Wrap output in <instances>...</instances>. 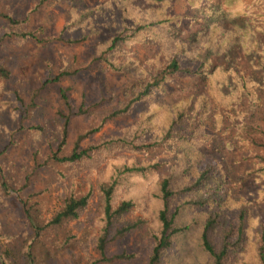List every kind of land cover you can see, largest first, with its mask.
<instances>
[{
  "label": "trees",
  "instance_id": "1",
  "mask_svg": "<svg viewBox=\"0 0 264 264\" xmlns=\"http://www.w3.org/2000/svg\"><path fill=\"white\" fill-rule=\"evenodd\" d=\"M68 1L77 8L74 0ZM127 1L126 7L129 5V8L120 10L122 23L119 29L108 40L97 44L90 62L62 69L46 79L43 86L74 76L95 63L114 73L120 71L124 65L119 64L118 55L126 53L127 47L134 42H149L153 50L149 66L138 67L141 74L126 78L123 86L127 90V98L108 108H103L110 103L107 97L102 96L91 104L84 100L77 104L71 100L68 89L60 87L59 122L54 125L58 137L49 139L54 143L49 141L46 154L40 159L35 158L34 162L36 168H56L64 178L67 175L58 170V166L78 174L91 167L97 159L113 152L130 151L142 155L143 159L108 161L104 176L94 182L86 177V190L81 185L70 183L64 187L59 206L49 217L43 216L35 204L25 202L21 249L16 254L5 251L0 264H38L37 250L44 248L56 255L58 251L68 252V264H106L115 259H126L124 253L110 255L108 245L141 228L143 220L128 221L126 214L136 204H144L146 198L155 204L158 224V233L153 236L146 264H162L163 254L171 248L175 234L191 223L196 224L205 253L202 264H264V223L246 211H233L234 200L227 192L228 179L221 162L213 160L200 164L196 158L180 163L179 167L168 168L167 162L160 158L163 153H173L174 147L179 145L197 148L201 154L204 153L197 142V135L207 119L212 100L217 99L215 92H221L217 76L226 73L219 66L210 68L211 56L226 52L236 43H240L245 52H252L254 44L247 43L252 33L250 29L240 31V26L227 28L223 24L227 18L247 14L248 7L244 0H221L215 4L214 0H187L190 10L201 15L202 25L182 39L178 30L184 16L172 12L171 0H145L140 3L144 6L139 7L132 0ZM115 4L118 5L117 2ZM22 22L5 11L0 0V44L8 37L36 38L34 31L20 28ZM254 62L264 68L261 57H255ZM127 63L134 62L127 58ZM195 74L205 75L208 91L196 96L193 103L191 96L172 102L161 97L165 83L179 76ZM9 75V67L0 63V82ZM236 83L241 93L235 101H241L251 109L259 106L249 85L245 81L237 80ZM251 93L252 98L249 97ZM12 95L13 110L29 119L36 107L35 96L26 99L17 90ZM141 104H146V108L132 128L120 136L82 144L107 121L125 115ZM235 106L221 104L224 126L241 131L250 144L264 151V115H261L264 112L255 113L253 110L245 122L248 108L241 111ZM76 117H92L95 124L78 133L69 147L71 124ZM218 118L222 119V116L217 115ZM33 128L40 133L45 130L40 125ZM36 154L35 157L38 156ZM258 162L261 165L255 172L264 177V157L259 155ZM4 186L6 193L9 183ZM94 197L97 211L92 216L90 205ZM83 215L87 221L89 218L90 226L96 228L90 239L93 253L75 251L82 239L73 231L72 222H81ZM185 215L187 223L178 227Z\"/></svg>",
  "mask_w": 264,
  "mask_h": 264
},
{
  "label": "rangeland",
  "instance_id": "2",
  "mask_svg": "<svg viewBox=\"0 0 264 264\" xmlns=\"http://www.w3.org/2000/svg\"><path fill=\"white\" fill-rule=\"evenodd\" d=\"M135 6H144L145 0H132ZM131 1V2H132ZM221 0H214V4ZM77 8L68 0H2L4 10L13 18L23 20L20 28L35 32L36 38H6L0 44V63L9 67L10 75L0 82V260L6 252L17 253L22 245V232L25 226L24 203L35 204L42 215L49 217L58 208L64 187L70 183L81 185L86 190V177L94 182L104 176L108 161L135 159L141 161L142 155L130 151L110 153L99 158L95 163L78 174L58 166V170L67 175L61 178L56 168L35 167V158H41L48 151L50 138H57L54 125L59 122L57 111L61 107L58 101L59 88H67L75 103L82 100L91 104L102 96L110 102L103 106L123 102L127 90L123 84L126 78L141 74L138 67H148V60L153 50L147 41L134 42L126 53L118 55L122 70L111 72L102 64L95 63L87 70L59 82L47 83L46 79L72 64H87L95 54L98 43L108 40L119 29L122 9L127 0H74ZM117 2L118 5L115 4ZM248 7L247 14L227 18L223 24L227 28L240 26L241 30L252 31L247 43H253L252 52H245L240 43L232 45L226 52L211 56L210 68L220 67L225 74H219L218 88L215 92L210 112L197 135L204 153L186 145L174 147L173 153H163L160 158L167 162V167L178 166L184 161L198 158L200 164L220 161L228 179L227 192L234 200L233 211H246L254 219L264 223V177L255 171L261 165L258 156L264 157V151L256 149L241 131L232 126H224L221 104L231 107L235 104L241 111L248 108L241 101H235L241 93L236 81L247 83L253 91V97L259 106L248 108L247 118L253 110L264 112V68L256 66L254 58L264 60V0H244ZM172 12L183 17L178 34L182 39L189 37L202 25L198 11L190 10L187 0H171ZM133 9V7H132ZM255 48V49H253ZM127 58L133 64L127 63ZM136 63V64H135ZM204 74L179 76L164 84L161 97L172 102L183 96H191L192 103L196 96L208 91ZM17 90L26 99L35 96L36 107L29 119L17 115L13 110V91ZM252 93L250 98H252ZM221 95L224 97L222 98ZM240 106V107H239ZM146 104L136 106L131 112L107 121L95 134L82 142L83 145L98 142L101 139L116 137L126 129L132 128L144 111ZM217 115L221 118L217 119ZM264 115V114H261ZM95 124L92 117H76L71 124L68 137L69 147L78 133ZM43 126L38 132L33 128ZM54 143V140L50 141ZM4 151V152H1ZM38 152V153H37ZM37 153V154H36ZM35 154L38 155L35 157ZM181 166V165H180ZM73 180V181H71ZM9 183L6 193L4 185ZM96 197L90 206L91 215H96ZM146 198L145 203H138L126 214L128 221H141L139 230H133L122 238L111 241L108 253H124L126 259H115L106 264H146L153 246V236L158 233L155 204ZM186 215L178 227H184ZM85 215L81 222H72V229L82 239L76 246V252H92L91 238L96 228L90 226ZM47 252L38 249V264H68L69 253ZM205 253L200 245L196 224L175 234L171 248L163 254L162 264H202Z\"/></svg>",
  "mask_w": 264,
  "mask_h": 264
}]
</instances>
